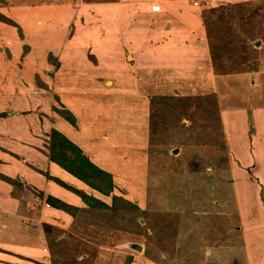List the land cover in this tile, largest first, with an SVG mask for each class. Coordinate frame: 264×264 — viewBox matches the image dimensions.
<instances>
[{
	"label": "rangeland",
	"instance_id": "1",
	"mask_svg": "<svg viewBox=\"0 0 264 264\" xmlns=\"http://www.w3.org/2000/svg\"><path fill=\"white\" fill-rule=\"evenodd\" d=\"M15 1L0 0L6 109L49 120L48 151L64 119L114 185L89 186L95 206L67 211L36 264H264V144L247 118L264 106V0Z\"/></svg>",
	"mask_w": 264,
	"mask_h": 264
},
{
	"label": "crops",
	"instance_id": "2",
	"mask_svg": "<svg viewBox=\"0 0 264 264\" xmlns=\"http://www.w3.org/2000/svg\"><path fill=\"white\" fill-rule=\"evenodd\" d=\"M14 2L16 1L14 0ZM21 3L27 4L26 2ZM4 9L6 13H13V10L9 9V12L6 8ZM20 9L25 15V8ZM172 11V14H174V12L180 14L178 10ZM148 13L149 11L146 15H149ZM69 14L71 16L74 15L72 12ZM146 15L143 14L141 16ZM23 20H21L23 21L21 25L28 26L30 20ZM142 20L146 19L143 18ZM193 20L194 23H196V19ZM25 21L27 23H25ZM53 21H56V19ZM173 23H171V25L173 26V29L176 30ZM53 24L57 25V23L54 22ZM102 24L105 25V29L109 26V22L106 21ZM179 24L181 25V23ZM184 26L186 27L187 25L185 24ZM167 28L170 27L167 26ZM178 31L179 36L186 35L184 27H181L180 29L178 28ZM168 34L171 36L170 33ZM199 36L200 38L203 37L204 41L201 42L202 45H195L201 50L200 47L203 48L207 42L203 34ZM3 37H6V35ZM149 37L152 39L153 37H157V35L152 36L149 34ZM4 41H9L8 37L7 40L4 38ZM100 43L102 48H104L107 54H109V47L107 44H104L103 42ZM176 43L178 42L176 41ZM166 44L171 45L173 43L167 42ZM180 44L181 42L176 44V46H179ZM157 51L158 54L161 53L160 49H157ZM167 52L168 54L165 56L168 63H173L175 61L178 62L180 60V58H175V54L177 52L174 53V51H172L173 55L171 56H169V51ZM102 64L104 63L102 62ZM118 74L121 75L120 71ZM2 89L3 88H0V101L2 105V107H0V112L6 110L8 111V114L0 116V174L12 178L15 180L16 184H12L0 178V264H36L35 260L44 259L47 257L48 253H51V233L56 229H65V225L68 223L72 224L73 221L72 216L67 213V211L47 203L48 195L69 205H73L81 209L88 207L89 209V206H85L83 200L75 191L47 178L45 173L49 172L52 179L58 178L72 188L87 194H89V186L49 158V151L47 147L49 139L45 140V138H48L47 129L51 127L50 121H42L39 119L38 121L35 117L26 113V108L24 107L20 108L18 106H11L7 110V95L4 91H2ZM256 97H260V94L259 96L257 94ZM263 98L264 96H261L260 100H263ZM263 107L264 106H262V104L261 106L259 104L258 106L253 105L252 111H250L251 113L247 116V118L255 125V133L257 132V135L261 137L264 144ZM116 117L117 118L115 120L118 121L120 117L118 115ZM107 119L109 120V118ZM227 121L228 119L223 120V122ZM112 124L110 125V131H107L106 133V137L109 142H115L117 140V145L120 146V136L122 132L119 131L120 127H118L117 124ZM53 128L73 139L72 137L74 134L70 124L61 117L53 119ZM224 130L226 131L227 128ZM99 132L100 130H98L97 134H99ZM100 134L103 136L104 131ZM125 136L127 137V135ZM227 140H229V137ZM231 141L235 142L236 140ZM74 142H77V139H75ZM261 147L264 148V146H260V148ZM238 149L237 145H233L232 153L237 154L236 150ZM262 166L263 165L260 166L261 172L258 173V176H261L259 179L264 181V171ZM246 170L249 173V169L246 168ZM114 172L115 170L113 173ZM31 189L37 192L38 195L43 196L42 198H44V202L46 201V203H34L32 200L31 194L33 192H31ZM60 237L61 239L64 238L63 235Z\"/></svg>",
	"mask_w": 264,
	"mask_h": 264
},
{
	"label": "trees",
	"instance_id": "3",
	"mask_svg": "<svg viewBox=\"0 0 264 264\" xmlns=\"http://www.w3.org/2000/svg\"><path fill=\"white\" fill-rule=\"evenodd\" d=\"M50 138L48 155L51 160L58 163L61 167L86 183L91 188L101 191L105 194H108L110 191H112L114 185L111 174L105 170H102L88 158H86L82 154L83 152L79 146L68 140V138H66L60 131L57 130L52 131ZM0 178L12 184H16L15 180L3 174H0ZM53 179L60 185L75 191L82 198V200L88 204V206H95L96 203H94L92 196H88L85 192H81L75 188H72L58 178ZM98 181L100 183H98ZM47 203H50L51 205L61 208L65 211H69L71 214H74L75 210L77 209L76 206L69 205L51 196L47 197ZM98 204L103 206V203L98 202Z\"/></svg>",
	"mask_w": 264,
	"mask_h": 264
},
{
	"label": "built area",
	"instance_id": "4",
	"mask_svg": "<svg viewBox=\"0 0 264 264\" xmlns=\"http://www.w3.org/2000/svg\"><path fill=\"white\" fill-rule=\"evenodd\" d=\"M35 201L40 202L41 200L38 197H35Z\"/></svg>",
	"mask_w": 264,
	"mask_h": 264
},
{
	"label": "water",
	"instance_id": "5",
	"mask_svg": "<svg viewBox=\"0 0 264 264\" xmlns=\"http://www.w3.org/2000/svg\"><path fill=\"white\" fill-rule=\"evenodd\" d=\"M258 44H259V42H258Z\"/></svg>",
	"mask_w": 264,
	"mask_h": 264
}]
</instances>
